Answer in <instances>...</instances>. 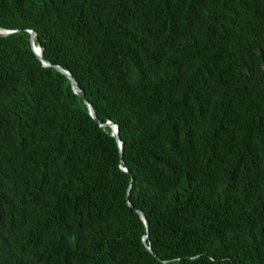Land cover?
I'll return each instance as SVG.
<instances>
[{
    "label": "trees",
    "instance_id": "obj_1",
    "mask_svg": "<svg viewBox=\"0 0 264 264\" xmlns=\"http://www.w3.org/2000/svg\"><path fill=\"white\" fill-rule=\"evenodd\" d=\"M0 29V264H264V0H0Z\"/></svg>",
    "mask_w": 264,
    "mask_h": 264
},
{
    "label": "water",
    "instance_id": "obj_2",
    "mask_svg": "<svg viewBox=\"0 0 264 264\" xmlns=\"http://www.w3.org/2000/svg\"><path fill=\"white\" fill-rule=\"evenodd\" d=\"M14 32L15 31H9V30H2V29H0V38L9 36V35H11ZM29 34H30V39H29L30 46H31L32 51L36 55V57L42 62L43 66H45V67L51 66V64L49 62L45 61L41 57V49H40L39 46H36L35 45V42H34V38H35L34 32L32 30H30L29 31ZM35 47H38V49H40V54H38L36 52V48ZM55 69L58 72H60L61 74L65 75L70 80L74 93L77 96H79L81 99H83L84 103L86 104V106H87V108L89 110L90 116L99 124V126L102 127V128L109 127L111 129L112 136L115 138V140L118 143L119 148L121 149L122 148V144H121L120 138H119V127L115 123H113V122H107L105 124L99 123V121H98V119H97V117L95 115V112H94V109H93L92 105L85 99L84 93L82 92V90L78 86V83L75 81V79L71 76V74L68 73V72H66V71H64V70H62L61 68H59L57 66L55 67ZM113 127H114V131H113ZM124 171H126V170L124 169ZM137 212L140 215V218L144 222L145 226L147 227L148 226V222L146 220L145 215L141 211H137ZM146 239H147V236H145L143 238V243H144V246L150 251V247L147 244Z\"/></svg>",
    "mask_w": 264,
    "mask_h": 264
},
{
    "label": "bare ground",
    "instance_id": "obj_3",
    "mask_svg": "<svg viewBox=\"0 0 264 264\" xmlns=\"http://www.w3.org/2000/svg\"><path fill=\"white\" fill-rule=\"evenodd\" d=\"M36 48V52L38 53V54H40V49H38V47H35ZM113 131H114V127H113Z\"/></svg>",
    "mask_w": 264,
    "mask_h": 264
}]
</instances>
